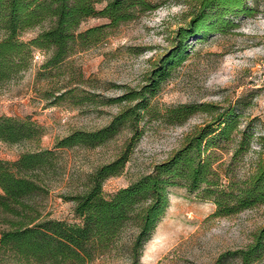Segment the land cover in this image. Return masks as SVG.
<instances>
[{"label":"trees","instance_id":"1","mask_svg":"<svg viewBox=\"0 0 264 264\" xmlns=\"http://www.w3.org/2000/svg\"><path fill=\"white\" fill-rule=\"evenodd\" d=\"M158 6L155 0H0V85L30 68L35 50L47 54L41 68L58 67L76 51L98 44L122 23ZM249 10L246 0H195L188 23L176 29V42L153 64L145 83L106 98L104 103H123L109 122L95 129H73L52 148L39 145L45 129L31 117L0 114V141L35 143L14 160L0 158V264H90L115 250L127 227L134 230L126 249L129 264H141L144 244L164 213L169 189L174 186L181 185L212 201V216L264 204V133L257 139L260 150L252 169L244 175L231 171L232 162L247 152L253 141L249 124L240 126L235 108L213 113L149 172L110 196L103 193L104 181L119 175L129 160L146 115L182 124L198 111L215 112L217 107L207 102H183L161 110L153 97L188 53V38L225 32L233 25L231 16ZM89 17L104 21L80 29ZM35 28L39 30L34 36L22 37ZM75 91L74 87L64 89L52 102L69 99L80 105L96 100L94 93ZM124 131L127 136L118 153L87 175L83 190L64 195L73 202L80 222L43 216L35 199L47 192V182L57 174V149L94 148ZM227 143L233 145L226 162L220 152ZM262 255L264 225L245 247L222 253L215 264L231 256H237L241 264H252Z\"/></svg>","mask_w":264,"mask_h":264},{"label":"rangeland","instance_id":"2","mask_svg":"<svg viewBox=\"0 0 264 264\" xmlns=\"http://www.w3.org/2000/svg\"><path fill=\"white\" fill-rule=\"evenodd\" d=\"M155 1L158 8L122 23L108 38L76 51L58 67L41 68L47 54L35 50L32 66L0 85V114L29 116L41 124L45 130L39 145L43 148H52L58 138L73 129H95L108 123L123 103H104L106 98L145 83L153 64L176 42V29L188 23L195 5V0ZM246 2L249 12L231 16L233 25L225 32L187 39L188 53L153 97L161 110L183 102H207L217 107L215 112L198 111L182 124L146 115L122 172L103 183L106 196L149 172L180 146L187 133L227 108H235L240 126L249 124L253 133L250 149L232 162L231 171L244 175L252 169L260 150L257 139L264 133V0ZM102 21L89 17L80 29ZM38 30L27 31L22 37L28 39ZM71 87L75 92L94 93L96 100L80 105H73L69 99L52 102L55 95ZM126 136L124 131L94 148L57 149V174L47 182V192L35 199L41 214L80 222L73 202L64 195L83 190L87 175L111 160ZM232 145L227 143L220 152L221 160L228 161ZM34 146V142L0 141V158L14 160ZM214 209L212 201L189 193L185 187H171L166 209L144 244L140 263L215 264L222 253L245 247L264 225V204L226 216H212ZM133 231L127 227L119 246L90 264H129L126 249ZM220 264L241 262L231 256ZM252 264H264V255Z\"/></svg>","mask_w":264,"mask_h":264}]
</instances>
